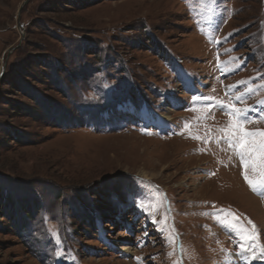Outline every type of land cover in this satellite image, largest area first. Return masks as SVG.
Returning <instances> with one entry per match:
<instances>
[{
    "label": "rangeland",
    "instance_id": "obj_1",
    "mask_svg": "<svg viewBox=\"0 0 264 264\" xmlns=\"http://www.w3.org/2000/svg\"><path fill=\"white\" fill-rule=\"evenodd\" d=\"M262 142L264 0H0V264H264Z\"/></svg>",
    "mask_w": 264,
    "mask_h": 264
},
{
    "label": "snow or ice",
    "instance_id": "obj_2",
    "mask_svg": "<svg viewBox=\"0 0 264 264\" xmlns=\"http://www.w3.org/2000/svg\"><path fill=\"white\" fill-rule=\"evenodd\" d=\"M242 114H243V113H242V110H238L237 119H239L240 116H241ZM247 135L251 136V135H253V134H247ZM240 147H241V148H248L249 153L251 154V153H253V152L255 151L257 145H256V142L253 141V140H247V141H244V140L242 139V142H241V144H240ZM259 148L261 149V159H262V162H264V142H262V143L259 145ZM250 184H251V182H250ZM241 250L243 251L244 249L242 248ZM57 255H62V253H57ZM252 258L255 259L256 257L253 256Z\"/></svg>",
    "mask_w": 264,
    "mask_h": 264
},
{
    "label": "clouds",
    "instance_id": "obj_3",
    "mask_svg": "<svg viewBox=\"0 0 264 264\" xmlns=\"http://www.w3.org/2000/svg\"><path fill=\"white\" fill-rule=\"evenodd\" d=\"M102 55H103V53H102ZM105 73L104 72H99V73H96V74H94V77L96 78V79H100L101 77H105ZM109 86V83L107 82V80H105V83H104V87H108ZM86 100H93V101H96V100H98L99 98L97 97V96H95V95H92V96H89V97H86L85 98Z\"/></svg>",
    "mask_w": 264,
    "mask_h": 264
},
{
    "label": "bare ground",
    "instance_id": "obj_4",
    "mask_svg": "<svg viewBox=\"0 0 264 264\" xmlns=\"http://www.w3.org/2000/svg\"><path fill=\"white\" fill-rule=\"evenodd\" d=\"M141 117L143 118V120L144 119H147V116H146V113H145V111L143 110L142 111V115H141ZM146 173V172H145ZM144 174V173H143ZM242 251V250H241ZM239 256V255H238ZM244 256H246V255H244ZM244 258V257H243ZM246 258V257H245ZM247 259V258H246ZM249 260V259H248ZM246 262V261H245ZM243 263V262H242ZM236 264V263H235ZM255 264H259V263H255Z\"/></svg>",
    "mask_w": 264,
    "mask_h": 264
}]
</instances>
